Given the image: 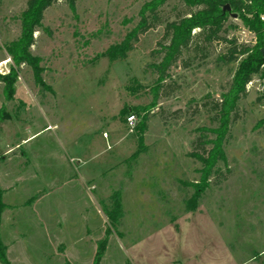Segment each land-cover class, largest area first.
<instances>
[{
    "label": "rangeland",
    "instance_id": "rangeland-1",
    "mask_svg": "<svg viewBox=\"0 0 264 264\" xmlns=\"http://www.w3.org/2000/svg\"><path fill=\"white\" fill-rule=\"evenodd\" d=\"M146 1L47 8L28 49L39 82L14 59L27 0H0V264H94L99 251V264H264V79L253 76L231 115L228 178L202 188L188 154L200 127L218 126L204 102L230 91L239 61H221L215 41L205 59L177 62V88L156 97L151 53L187 8L168 0L122 57ZM227 25L255 43L237 16Z\"/></svg>",
    "mask_w": 264,
    "mask_h": 264
},
{
    "label": "trees",
    "instance_id": "trees-1",
    "mask_svg": "<svg viewBox=\"0 0 264 264\" xmlns=\"http://www.w3.org/2000/svg\"><path fill=\"white\" fill-rule=\"evenodd\" d=\"M58 0H27L26 9L22 12L20 48L14 55L15 61L33 65L39 82L38 62L39 58L33 57L28 49L34 44V33L42 27L44 12ZM69 8L74 11L77 0H66ZM168 0H149L142 6L139 16L140 20L127 39L122 43L121 56L133 49L132 41L138 40L139 34L146 32L154 24L161 22L159 9ZM186 6V13H178L176 18L166 21L162 39L158 42V48L153 50L151 55L159 56L160 60L149 64L156 74L155 87L153 91L156 97L169 96L177 88L176 82L167 83L171 77L170 70L177 62H181L184 68L193 64L194 58L205 59L209 55V46L215 41L226 45V51L221 54L220 59L224 63L239 61L234 76L233 85L229 92L223 95L220 100L213 98L206 99L204 106H207L213 113V121L218 126L200 127L197 138L192 143V151L188 154L197 159L202 167L198 169L201 173L202 188L211 184L225 181L230 174L221 171L219 163L226 164L224 145L230 135L231 115L238 108L237 101L246 93V85L255 74L264 79V0H181ZM229 5L230 9H225ZM233 13L242 21L243 25L256 36L255 43L248 45L238 43L236 38L228 37V21ZM190 53L192 57H187ZM15 73L6 75L8 86L11 88L15 80ZM146 128V125H144ZM210 134L215 137L211 138ZM199 193L200 185H197ZM196 193V196L198 195ZM3 204L0 202V209ZM101 252L95 259L94 264H99ZM0 257L4 259V254Z\"/></svg>",
    "mask_w": 264,
    "mask_h": 264
},
{
    "label": "built area",
    "instance_id": "built-area-1",
    "mask_svg": "<svg viewBox=\"0 0 264 264\" xmlns=\"http://www.w3.org/2000/svg\"><path fill=\"white\" fill-rule=\"evenodd\" d=\"M262 19H264V16L262 17ZM126 121H127V125L129 126V128L133 129L136 124L135 114L128 115Z\"/></svg>",
    "mask_w": 264,
    "mask_h": 264
},
{
    "label": "water",
    "instance_id": "water-1",
    "mask_svg": "<svg viewBox=\"0 0 264 264\" xmlns=\"http://www.w3.org/2000/svg\"><path fill=\"white\" fill-rule=\"evenodd\" d=\"M225 9H230L229 5H225ZM232 15H233V16H237L236 13H233Z\"/></svg>",
    "mask_w": 264,
    "mask_h": 264
}]
</instances>
